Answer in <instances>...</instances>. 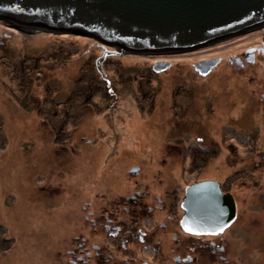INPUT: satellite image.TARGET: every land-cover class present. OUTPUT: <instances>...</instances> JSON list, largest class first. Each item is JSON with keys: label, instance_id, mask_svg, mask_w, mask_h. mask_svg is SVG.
Returning a JSON list of instances; mask_svg holds the SVG:
<instances>
[{"label": "rangeland", "instance_id": "obj_1", "mask_svg": "<svg viewBox=\"0 0 264 264\" xmlns=\"http://www.w3.org/2000/svg\"><path fill=\"white\" fill-rule=\"evenodd\" d=\"M243 35L188 53L107 58V83L93 39L0 21V264H91L93 244L106 260L107 238L140 240L133 227L151 245L147 263L175 264L169 241L188 240L169 218L180 193L217 178L238 214L223 234L224 260L199 264H264V27ZM78 78L96 79L100 93L64 114ZM135 190L148 191L145 204L116 199L103 213L101 199ZM123 223L117 235L107 230Z\"/></svg>", "mask_w": 264, "mask_h": 264}, {"label": "water", "instance_id": "obj_2", "mask_svg": "<svg viewBox=\"0 0 264 264\" xmlns=\"http://www.w3.org/2000/svg\"><path fill=\"white\" fill-rule=\"evenodd\" d=\"M0 21L93 39L96 71L109 83L107 58L188 53L264 27V0H0ZM181 209L190 235L221 234L235 219L233 197L213 181L187 187Z\"/></svg>", "mask_w": 264, "mask_h": 264}, {"label": "flooded vegetation", "instance_id": "obj_3", "mask_svg": "<svg viewBox=\"0 0 264 264\" xmlns=\"http://www.w3.org/2000/svg\"><path fill=\"white\" fill-rule=\"evenodd\" d=\"M263 44H260V45H263ZM260 48H261V46H258L255 50V53L256 52L263 53L262 51H258V49H260ZM263 55H264V53H263ZM237 59L240 60V63H241L243 59L248 60L250 58H248V56L245 55V56H243V58L241 56V57H238ZM137 168H138L137 172L134 173V174H136L135 176L140 175V166ZM131 171H132V169H131ZM201 181H212V180L202 179V180L197 181V182H201ZM213 182H216V183L221 185V186H219V188H220V191L222 194H230L233 197V200L235 203V219H236L237 214H238L237 213L238 206H237V201H236L234 194L231 193L230 190L225 191L226 189H224V187L222 186V184H224L223 183L224 181L215 179V180H213ZM138 187H140V185ZM174 191H176V189ZM146 193H148L147 190H145V191L135 190L132 193H116V194H113L111 196L114 198L113 200L105 201L104 199H101L100 201H102V203L105 202L106 204H108V202L110 203V202L118 199V201H117L118 203L115 204V207H121V203L123 205L126 203H130V204L134 205V204H137V202L139 200H141L140 204L141 203L145 204L143 194H146ZM180 195H182V193ZM181 202H182V200L180 198L179 203L174 206V212L170 215L169 218L175 220V222L178 225L179 233H181L182 237L186 236L188 240H187L186 244H182L181 246H179L177 244V238L175 236L172 237L171 241H169V243H168L169 255H170L171 260L175 261V264H199V262L202 258H206L210 262H216L219 260H224V256L226 255L227 248H228V240L226 237L223 236L225 230L221 234H217V235H190V234L185 233L183 231V229L181 228V225H180L181 219L183 216V212L181 209ZM109 205L110 204H108V209L106 211H103V213H106V214L108 212L112 213L110 211L112 205H110V208H109ZM106 206L103 209H105ZM101 207H102V205H101ZM156 209H160V206H157ZM125 210H127V211H125V213H126V215H128L129 210L128 209H125ZM99 211L102 212V210L97 209V212H99ZM147 211L148 212L145 213V215H144L145 218H148L151 215L152 209L147 206ZM130 214H131V212H130ZM173 215H177V216H173ZM110 218H113V215H110ZM235 219H234V221H235ZM102 220H103V217L100 216V219H98L97 221H102ZM134 220H137V219L135 218ZM108 223H110V224L113 223V220L109 219ZM121 225L123 227L126 226V224H124V223L119 224V226L118 225L114 226L115 228H111V225H109L110 228H108L107 230L111 231V229H114L113 231H115L116 235H117L120 232V230L122 229ZM134 230L138 231L136 233H139V235H140L139 239L140 240H138V241L134 240V242H132V243L125 244V241H124L125 238H110L109 237L106 239L107 241L110 242L109 247L106 248L102 245V247L105 248L103 250H105L109 253V256L106 258V260H104L102 258V255L98 252L99 250H101V247L99 250H97L98 249L97 244L92 245L93 248L91 249V251L92 252L94 251L93 254H91V253L86 254V256L88 255V260L91 262V264H113L114 262H116L117 264H122L123 262H127V263L128 262H137L138 264L139 263L140 264H150V263H147L148 259H146V256H148V257L152 256V254L150 253V248H149V247H151V245H150V243L145 241L147 239V238H145L146 235L143 233V230H141L140 227L137 229L135 227H133V231ZM110 236H112V235H110ZM193 240L194 241L198 240L199 242H197V244H192ZM185 241H186V239H185ZM182 242H183V240H182ZM122 243L125 244V248H124V245ZM117 244L120 245V247H123V249L120 251L121 252V257L119 256L120 261H116L114 258V255H113V247H114V245H117ZM145 247H148L147 251H144ZM178 248H179V250H178ZM179 251H180V253H179ZM67 256L70 258L71 252H69V255L67 254ZM178 256H181V257H178ZM72 257H74L75 259L77 257V261H82V256L80 254H78L76 256H75V254H73ZM70 262L74 263V260L70 258Z\"/></svg>", "mask_w": 264, "mask_h": 264}, {"label": "trees", "instance_id": "obj_4", "mask_svg": "<svg viewBox=\"0 0 264 264\" xmlns=\"http://www.w3.org/2000/svg\"><path fill=\"white\" fill-rule=\"evenodd\" d=\"M101 79V78H100ZM104 84V83H103ZM75 86H77L74 90H71V92H69L67 98L65 101H63L62 103V112L64 114H67L68 112H79V110H82L80 108V103L82 104V106H87L90 103V98L91 96H93L94 94L100 93L99 91H97V81L96 79H88L87 81L85 79L82 78H78L75 81ZM104 91H106L105 87H104ZM181 93L179 95H182L184 93L183 90H180ZM107 95V94H106ZM45 99V98H44ZM75 101H79L76 103H73ZM57 102H55L54 100L50 101V105L54 108H56L57 106ZM106 109V107H104ZM57 115H59V113H56ZM54 139L56 140V136L54 135ZM5 242V241H4Z\"/></svg>", "mask_w": 264, "mask_h": 264}, {"label": "bare ground", "instance_id": "obj_5", "mask_svg": "<svg viewBox=\"0 0 264 264\" xmlns=\"http://www.w3.org/2000/svg\"><path fill=\"white\" fill-rule=\"evenodd\" d=\"M242 36H245V35H240L239 37H242ZM221 43H218V44H216V45H210L209 47H215V46H219ZM142 127V126H141ZM133 131V129L131 130V129H129V133H131ZM139 145H140V150H143V147L141 146V145H144V144H141V143H139ZM223 167V166H222ZM216 168H218L219 169V167H216ZM220 172H223V169L220 167ZM137 170H138V168H134V169H132V171H136L137 172ZM136 172H133V173H136ZM208 172V171H207ZM221 173H219V172H217V175L219 176ZM207 176L208 177H215V176H212L211 174H208L207 173ZM217 179H219V180H221V178H217ZM224 183V182H223ZM219 186H221L220 184H219ZM222 186H224V184H222ZM181 194V193H180ZM183 197H184V193H182V195H180V198H181V200L183 199ZM183 217V216H182ZM228 228V227H227ZM226 228V229H227ZM225 229V230H226Z\"/></svg>", "mask_w": 264, "mask_h": 264}]
</instances>
